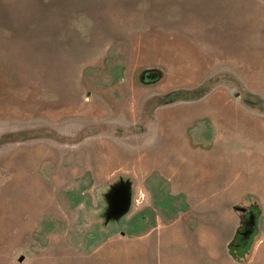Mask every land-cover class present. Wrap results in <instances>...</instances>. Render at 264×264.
Returning a JSON list of instances; mask_svg holds the SVG:
<instances>
[{
  "label": "rangeland",
  "instance_id": "obj_1",
  "mask_svg": "<svg viewBox=\"0 0 264 264\" xmlns=\"http://www.w3.org/2000/svg\"><path fill=\"white\" fill-rule=\"evenodd\" d=\"M0 264H264V0H0Z\"/></svg>",
  "mask_w": 264,
  "mask_h": 264
},
{
  "label": "water",
  "instance_id": "obj_2",
  "mask_svg": "<svg viewBox=\"0 0 264 264\" xmlns=\"http://www.w3.org/2000/svg\"><path fill=\"white\" fill-rule=\"evenodd\" d=\"M118 196H116V198H117ZM20 259H22V256L20 257Z\"/></svg>",
  "mask_w": 264,
  "mask_h": 264
}]
</instances>
